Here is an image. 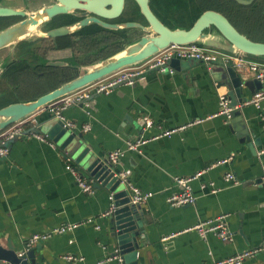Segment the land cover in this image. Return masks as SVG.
I'll return each mask as SVG.
<instances>
[{
	"label": "crops",
	"instance_id": "obj_1",
	"mask_svg": "<svg viewBox=\"0 0 264 264\" xmlns=\"http://www.w3.org/2000/svg\"><path fill=\"white\" fill-rule=\"evenodd\" d=\"M173 70L153 72L145 82L123 85L110 95H93L87 103L68 107L64 115L105 158L129 141L157 136L159 127L193 123L171 137L149 141L141 153L127 152L118 170L128 172L141 191L153 194L142 205L146 235L138 237V264H212L264 244V100L262 109L239 105L243 119L233 124L218 115L220 95L228 96L229 88L206 63ZM242 77L254 78L249 72ZM245 95L254 96L248 89ZM145 117L153 120L152 128L144 127ZM68 159L80 170L55 144L34 137L18 139L8 156L0 158V244L22 252L35 234L81 224L37 243L34 264H118L113 257L118 246L111 232V194L104 188L83 192L66 168ZM230 174L235 182L226 179ZM195 176L190 187L196 202L171 206L168 198L183 191L177 179ZM221 215L227 216L233 242L215 234L203 239L194 229ZM69 253L84 261H65ZM243 264H264V251Z\"/></svg>",
	"mask_w": 264,
	"mask_h": 264
},
{
	"label": "water",
	"instance_id": "obj_2",
	"mask_svg": "<svg viewBox=\"0 0 264 264\" xmlns=\"http://www.w3.org/2000/svg\"><path fill=\"white\" fill-rule=\"evenodd\" d=\"M22 1L27 5L24 9L5 5L3 0H0V19L20 18L19 21L0 30V52L8 50L7 55L0 57V79L12 66L26 61L17 54L19 46L25 42L47 39L57 41L58 38L77 34L91 25L108 31L126 33L128 40L120 50L90 64H81L72 58L39 59L38 64L41 66L70 68L77 70L78 75L34 99L0 107V134L36 115L48 105L124 69L138 66L172 46L199 45L264 63V42L254 41L241 33L224 14L214 10L202 13L191 27L179 28L170 27L163 22L152 9L151 0ZM129 1L136 6L142 20L115 22L124 16ZM235 1L250 6L256 0ZM36 2H39V7H33ZM60 16H72L77 20L46 30L47 25ZM201 63L204 62L197 59L175 58L170 62V67L187 71ZM207 67L212 75L218 76L220 84L229 88L228 97L231 99L232 107L249 101L245 89L254 95L264 91V83L261 80L257 78L245 80L233 65L225 63L221 58L208 63ZM2 97L3 94L0 93V99ZM236 118L243 119L241 110L234 112L230 122L234 124ZM40 129L66 156L74 160L82 176L92 179L94 189L104 188L111 194L113 208L109 214L111 232L118 246L114 256L121 255L123 264H138L140 249L138 237L141 234L146 235V216L143 206L133 203L131 190L118 175L120 173L118 165H112L108 158L97 153L91 145H87L84 134L66 126L61 119L51 117L41 124ZM18 139V137L10 139L4 146L10 148ZM246 139L249 140L250 136ZM34 256V249L17 252L0 244V261L29 264V260L32 259L34 264Z\"/></svg>",
	"mask_w": 264,
	"mask_h": 264
},
{
	"label": "built area",
	"instance_id": "obj_3",
	"mask_svg": "<svg viewBox=\"0 0 264 264\" xmlns=\"http://www.w3.org/2000/svg\"><path fill=\"white\" fill-rule=\"evenodd\" d=\"M175 58H180L183 60L197 59L203 61L206 64L216 62L217 60H219V58H221L225 63L233 65L241 75L242 73L249 72L254 76V78H257L264 83L263 62L244 58L240 55H231L220 50L210 49L199 45L172 46L138 66L124 69L101 81L94 83L84 90L66 96L48 105L36 115L9 127L0 134V158H6L8 156L9 148L4 146V144L6 141L15 137H18L19 139L23 137H34L39 141L48 142L51 146H54L53 142L41 132L40 127L42 123L39 118L43 113H48L51 115V117L63 120L66 123V126L74 129L75 124L67 121L64 115V111L68 107L75 104L87 103V101H89L90 97L93 95H110L119 86H134L138 83L145 82L148 79V75L153 72L160 74H174L175 71L170 67V62ZM263 100L264 91H260L255 94L253 98L246 103V105H253L258 109H262L261 103ZM220 105L221 109L218 115L225 117L228 121L232 119L234 112L240 108L239 106L232 107L231 101L226 94L220 95ZM202 121L203 120H198L196 123H201ZM153 125V120L150 117L144 118L145 128L150 129L153 127ZM192 125L193 123L174 129H165L163 127H159L160 133L157 136L151 139L141 137L129 141L125 149L110 153V163L112 165H119L122 158L127 152L131 151L141 153L142 148L149 141L159 138L171 137L173 134L182 130H186ZM90 129V125L85 126L86 131ZM226 162H228V160L219 162V164ZM66 168L76 177L83 192L88 194L93 193L94 188L92 182L89 181L86 177L82 176L71 159H68ZM119 174L120 178L123 180V183L132 192L133 203L144 205L153 196L152 193H145L134 186L130 181L128 172L121 171ZM196 178L197 176L191 178H178L177 183L183 187V191L181 193L170 196L168 198V203L174 207L194 204L197 198L192 193L190 183ZM226 179L228 181H236L235 177L231 174L228 175ZM88 222H91V220ZM80 225L81 224H69L67 226L56 228L46 234H35L29 239L25 250L28 251L32 249L37 243L49 239L54 234H62L67 231H73ZM194 229L200 234L203 239H206L209 234H215L223 242H233L234 240V234L229 228L226 215H221L213 220H209L206 222L201 221ZM262 251H264V244L261 247L238 252L225 259L214 261L212 264H243L246 260L255 257ZM113 257L118 261V264H123L121 255L117 254ZM63 258L69 263L84 261L83 257L76 256L70 253L66 254Z\"/></svg>",
	"mask_w": 264,
	"mask_h": 264
},
{
	"label": "trees",
	"instance_id": "obj_4",
	"mask_svg": "<svg viewBox=\"0 0 264 264\" xmlns=\"http://www.w3.org/2000/svg\"><path fill=\"white\" fill-rule=\"evenodd\" d=\"M164 3L169 5H179L183 3V5H185L184 9H187L186 11L191 18L190 27L202 13L208 10H214L224 14L241 33L247 35L254 41L264 42V0H258L257 3L250 6L241 5L235 0H151L152 9L162 21L163 19L167 20V17L158 12L156 7H158L157 5ZM186 11H184L185 14ZM61 18H63L61 22L67 24H71L77 20L72 16H62ZM14 19L15 18L0 19V30L11 25ZM130 20H137V18H125L123 16L115 22ZM127 40L128 37L126 33L108 31L100 28L97 25H91L77 34L58 38L57 41L52 40L51 42L54 45L56 44L58 48L57 51H69L71 53L73 51L74 56L81 64H90L120 50L123 45L127 43ZM45 41L46 40H39L35 42L22 43L18 48L17 54L19 55L20 53L21 55L19 56L24 58L26 55L32 53V51L28 47L27 49L25 48L23 50L22 48L35 43H43ZM20 47H22L21 52ZM36 49L39 50V46ZM41 50L39 51L41 52ZM40 55H42V53H39L38 56ZM92 56L98 57L92 60ZM36 58L37 56H34V58L29 62L22 61L15 64L10 68V70L7 71L4 78L5 80L8 79L7 86H11L10 88L12 90L15 89L18 95L23 91L28 83L32 82L34 79L39 81L45 80L46 82L51 80V83L47 86L46 90L44 92L42 91L43 93L37 92L34 95L17 96L12 100L9 96H5L6 98L3 96L2 98H4V100L2 98L0 99V107L6 106L13 102L34 99L44 93L56 89L64 82H68L78 75L77 70L70 68H53L41 66L38 64L39 60ZM7 91V89L1 90L4 95H7L6 93L9 94V91ZM49 119H51V115L48 113H43L39 118L41 123L46 122Z\"/></svg>",
	"mask_w": 264,
	"mask_h": 264
},
{
	"label": "rangeland",
	"instance_id": "obj_5",
	"mask_svg": "<svg viewBox=\"0 0 264 264\" xmlns=\"http://www.w3.org/2000/svg\"><path fill=\"white\" fill-rule=\"evenodd\" d=\"M185 1H187V0H185ZM3 3L5 5L17 7L19 9H24L27 7L26 3H24L23 1H20V0H10V1L3 0ZM182 5H183V3L179 4V5L159 4V5H157L158 7H156V10L167 17L166 18L167 20L163 19V21L168 26L179 27V28L180 27L181 28H189L190 24H191V18H190V15H188V12L186 11L187 9H184L185 5H183V6ZM33 7H39V2H36V4L33 5ZM184 11H186L187 15L185 14ZM124 17L125 18L135 17L138 20H142V18L138 15V9L136 8V6L131 1H129V3H128L127 10L125 12ZM19 20L20 19H14L13 23H15ZM38 46H39V50L42 49L41 52L38 49H36ZM27 47L32 51V53H30L31 55L28 54V55H26V57H24L25 60L28 62L30 60H32L34 58V56L35 57L37 56L36 59H38V60L39 59H41V60H43V59L44 60L45 59L57 60V59H71V58L77 60V58L74 56L73 51H72V53L69 51H66V52L57 51L58 48L56 50H54L53 46L51 44H49L48 42L35 43L33 45H30V46H25L24 48L20 47V52H21V48L23 50L25 48L27 49ZM37 51H39V52H37ZM7 52H8V50L0 52V57L7 55ZM39 53H42V55L38 56ZM19 55H21V54L19 53ZM19 55H18V57H22ZM98 56H101V55H98ZM98 56H92L91 59L94 60ZM5 74L3 75V78L0 79V93H3V92H1V90L7 89L9 91V94L6 93L7 95H4V93H3V96H4V98H6L5 96H9L11 98V100L15 99L17 96L34 95L37 92L43 93L46 90L47 86L51 83V80L46 82L45 80L39 81V80L34 79L32 82H29L28 85L23 89V91L18 95L15 89L12 90L10 88L11 86H7L8 79L5 80V78H4ZM34 78H36V77H34ZM25 81H26V79H25ZM4 98H2V99L4 100ZM239 107H243V106H239ZM108 160H109V158H108ZM109 162H110V160H109ZM118 175L120 176V174H118Z\"/></svg>",
	"mask_w": 264,
	"mask_h": 264
},
{
	"label": "flooded vegetation",
	"instance_id": "obj_6",
	"mask_svg": "<svg viewBox=\"0 0 264 264\" xmlns=\"http://www.w3.org/2000/svg\"><path fill=\"white\" fill-rule=\"evenodd\" d=\"M257 1H258V0H256L255 3H257ZM255 3H254V4H255ZM164 4H165V3H164ZM252 5H253V4H252ZM124 15H125V14H124ZM61 17H62V16H60V17L54 19L49 25H47L46 30H50V29H53V28H56V27H60V26L66 25L67 23H63V22H61V20L63 19V18H61ZM15 19H20V18H15ZM51 41H52L51 39H47L45 42H48L49 44H51V45L53 46L54 49H57L56 44L54 45ZM9 70H10V69H9Z\"/></svg>",
	"mask_w": 264,
	"mask_h": 264
}]
</instances>
